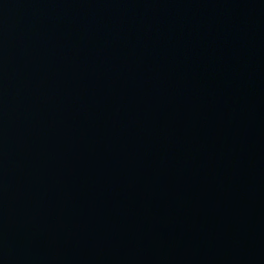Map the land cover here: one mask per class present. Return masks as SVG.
I'll use <instances>...</instances> for the list:
<instances>
[{
	"label": "water",
	"instance_id": "water-1",
	"mask_svg": "<svg viewBox=\"0 0 264 264\" xmlns=\"http://www.w3.org/2000/svg\"><path fill=\"white\" fill-rule=\"evenodd\" d=\"M264 167V0H0V264H234Z\"/></svg>",
	"mask_w": 264,
	"mask_h": 264
}]
</instances>
